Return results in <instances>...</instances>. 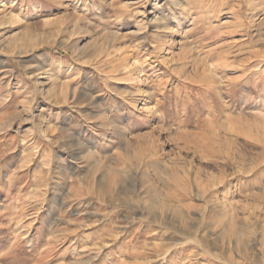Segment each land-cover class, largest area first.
<instances>
[{"label":"rangeland","instance_id":"374dc122","mask_svg":"<svg viewBox=\"0 0 264 264\" xmlns=\"http://www.w3.org/2000/svg\"><path fill=\"white\" fill-rule=\"evenodd\" d=\"M0 264H264V0H0Z\"/></svg>","mask_w":264,"mask_h":264},{"label":"bare ground","instance_id":"6f19581e","mask_svg":"<svg viewBox=\"0 0 264 264\" xmlns=\"http://www.w3.org/2000/svg\"><path fill=\"white\" fill-rule=\"evenodd\" d=\"M170 198V197H169ZM161 206V205H160ZM150 207V206H149ZM176 209V208H175ZM174 209V210H175ZM179 209V208H178ZM177 210V209H176ZM151 211V210H150ZM180 211H181V209H180ZM149 213H151V212H149ZM178 213H180V212H178ZM175 215H176V211H175ZM153 216V215H152ZM177 218V217H176ZM172 223V222H171Z\"/></svg>","mask_w":264,"mask_h":264}]
</instances>
